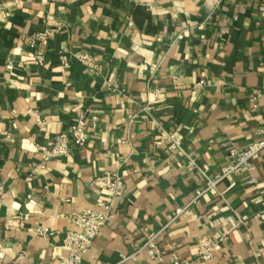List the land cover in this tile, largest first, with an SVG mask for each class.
<instances>
[{
	"label": "crops",
	"instance_id": "obj_1",
	"mask_svg": "<svg viewBox=\"0 0 264 264\" xmlns=\"http://www.w3.org/2000/svg\"><path fill=\"white\" fill-rule=\"evenodd\" d=\"M45 29L39 66L26 38ZM64 50L87 52L93 67L62 63ZM148 99L152 117L130 121ZM78 112L86 143L42 160L36 144L69 131ZM260 129L264 0H0V264H57L72 215L96 207L105 171L123 190L79 264H167L173 251L191 264H264V149L256 182L243 170L199 196L193 164L214 176L230 145L247 147ZM202 234L225 237L208 260L197 257ZM154 235L161 262L144 251L124 260Z\"/></svg>",
	"mask_w": 264,
	"mask_h": 264
},
{
	"label": "built area",
	"instance_id": "obj_2",
	"mask_svg": "<svg viewBox=\"0 0 264 264\" xmlns=\"http://www.w3.org/2000/svg\"><path fill=\"white\" fill-rule=\"evenodd\" d=\"M56 25V23H52ZM51 29L35 32L26 38L29 46L33 49L30 54L35 63L39 66L45 63V50L48 45ZM62 63H66L70 58H75L81 61L86 67H93V62L87 52L76 51H61L58 56ZM10 69L12 66H6ZM203 81H199L197 86H200ZM153 98L159 100L162 95L161 89L153 91ZM30 115H35V111L29 109ZM153 102L148 99L143 105H139L130 115L129 120L132 121L135 117L144 114L152 117ZM94 118V117H93ZM259 138L252 141L245 148L231 144L225 156V164L220 168L219 172L214 176L207 175L195 163L198 174L205 180V187L202 189L198 196L215 189L216 185L233 174H239L241 171L246 170L247 174L243 179L248 183L256 182L254 172L253 160L257 157L259 152L264 149V129L258 131ZM169 141L170 150H180V140L171 133H166ZM87 141V135L84 128L83 113L78 112V117L71 125L69 131L58 133L51 141L47 143H37V151L42 160L53 158H65L69 155V144L84 145ZM44 167L43 162L39 164ZM103 192L102 196H98L95 200L96 207L94 209H84L74 213L71 221L74 224V229H68L63 236V243L67 248V254L59 258L57 264H79L80 255L89 249L94 239L100 235L107 221L109 220L112 207L116 197L122 192L124 181L120 175L115 172L105 171L103 174L95 179ZM3 185L0 182V202L3 197ZM104 195V196H103ZM197 198V197H196ZM184 212V209L178 208L175 210V216ZM36 233L40 236H49L52 233L42 225H37ZM213 240L208 234H202L198 237L197 257L201 260L211 259L214 254L221 249V241ZM146 252L149 261L161 262L163 258V251L156 242V237H149L134 253L125 257L124 260L134 258L140 252ZM167 264H191L189 261L181 259L175 251L171 253L170 260Z\"/></svg>",
	"mask_w": 264,
	"mask_h": 264
}]
</instances>
